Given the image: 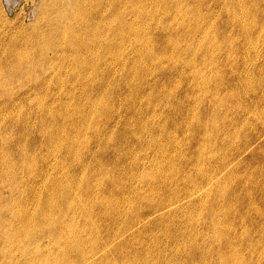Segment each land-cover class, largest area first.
Instances as JSON below:
<instances>
[{
    "label": "rangeland",
    "instance_id": "obj_1",
    "mask_svg": "<svg viewBox=\"0 0 264 264\" xmlns=\"http://www.w3.org/2000/svg\"><path fill=\"white\" fill-rule=\"evenodd\" d=\"M49 1L0 0V178L11 159L32 211L73 183L81 230L17 240L0 203V264H264V0Z\"/></svg>",
    "mask_w": 264,
    "mask_h": 264
},
{
    "label": "bare ground",
    "instance_id": "obj_2",
    "mask_svg": "<svg viewBox=\"0 0 264 264\" xmlns=\"http://www.w3.org/2000/svg\"><path fill=\"white\" fill-rule=\"evenodd\" d=\"M85 0H66V2L64 1V0H50L49 1V3H48V13L49 14H52V12H53V14H56V17H60V18H65V13L66 12H68L69 10H72L73 8H75V9H79L78 11L80 12V13H82V14H85V11H86V8H87V6H85L84 4H85V2H84ZM89 1V0H88ZM87 1V2H88ZM92 1V0H91ZM131 1V0H130ZM129 1V2H130ZM97 2V1H96ZM105 2V1H104ZM65 3V4H64ZM88 3H90V2H88ZM104 4V3H103ZM99 5V4H98ZM92 6H93V4H92ZM91 9V8H90ZM95 9H97V5H96V8ZM102 9V8H101ZM92 10V9H91ZM104 10H106V9H104ZM70 12V11H69ZM101 13V12H100ZM82 16V15H81ZM87 21V20H86ZM89 22V21H88ZM83 28V27H82ZM81 28V29H82ZM88 28V27H87ZM106 28V27H105ZM104 29V28H103ZM77 33V32H76ZM96 33V32H95ZM98 33V32H97ZM104 33V32H103ZM8 35H10V34H8ZM92 35V34H91ZM11 38H13V36H11ZM36 38H37V35H33V38L29 41V43H26V45H31V44H33V42L36 40ZM9 39V38H8ZM75 40V39H74ZM81 40V39H80ZM10 42L8 43V50L10 51V54L15 58H22V57H24L25 56V54L28 52V51H31L32 50V47L31 46H26L27 47V49L25 50V51H23L22 50V48H20V46L19 45H17L14 41H13V39H10L9 40ZM47 42V44H49V47L51 46L52 47V45H54V43H52V42H48V41H46ZM71 42V41H70ZM80 42H82V41H80ZM79 42V43H80ZM2 43H4V42H1V38H0V46H2ZM86 43V42H85ZM89 43V42H88ZM92 43V42H91ZM76 44V43H75ZM74 44V45H75ZM4 45H6V43L4 44ZM70 45L72 46L73 44L72 43H70ZM79 46V45H78ZM87 46V45H86ZM88 46H89V44H88ZM69 47V46H68ZM16 48H20V49H16ZM54 48V47H53ZM82 48V47H81ZM86 48V47H85ZM95 48V47H94ZM111 48V47H110ZM68 49V48H67ZM109 49V48H108ZM38 48L36 47V50L34 51V50H32L34 53V58L35 59H38L39 61H41L42 60V56L40 55V53L38 52ZM56 50V49H55ZM61 50H63L62 48H61ZM66 50V49H65ZM57 51H59L60 53L61 52H63V51H60V50H57ZM78 51V50H77ZM55 53H56V56L58 57V56H60V55H62V54H58V52H56V51H54ZM53 52V53H54ZM65 52V51H64ZM63 52V53H64ZM66 52H67V50H66ZM71 52V51H70ZM84 52V51H83ZM2 53H3V51H2ZM68 53V52H67ZM67 53H66V56H67ZM79 53V52H78ZM1 54V53H0ZM70 55H71V53H69ZM9 55V54H8ZM81 55H83V54H81ZM65 56V55H64ZM66 56H65V58H66ZM9 57H10V55H9ZM10 59V58H9ZM67 59V58H66ZM70 59V58H69ZM68 59V60H69ZM87 60H88V58H87ZM59 62H60V60H59ZM71 62V61H70ZM85 62V61H84ZM88 62H89V60H88ZM44 63V62H43ZM43 63H41V65H40V68H43V67H41V66H46L47 64H43ZM82 63H83V61H82ZM7 64H9V63H3V64H0V86H2L3 87V85H5V84H3V81H4V76H5V74H4V72L6 71V69L7 70H9L8 72H10V73H16L17 71H18V68H19V64L18 63H14V64H12V63H10V68L7 66ZM67 66L68 65H70V64H66ZM49 66V65H48ZM60 67V66H59ZM75 67V66H74ZM55 68V67H54ZM89 68H91V67H89ZM50 69H52L53 70V68H51L50 67ZM62 69V68H61ZM58 70V69H57ZM57 70H56V72H57ZM76 70H77V68H76ZM44 71H45V68H44ZM8 72H6V73H8ZM46 72V71H45ZM47 72H50L49 70L47 71ZM46 72V73H47ZM52 72V71H51ZM53 72H54V70H53ZM62 72V71H61ZM96 72V71H95ZM45 73V74H46ZM4 74V75H3ZM12 74H10V75H12ZM44 74V73H43ZM51 74H53V73H51ZM63 74V73H62ZM9 75V74H8ZM14 75V74H13ZM48 75H49V73H48ZM58 76H60V75H58ZM64 76V75H63ZM6 77H7V74H6ZM3 78V79H2ZM43 78V77H42ZM44 78H45V75H44ZM43 78V79H44ZM48 78V77H47ZM52 78V77H51ZM59 78V77H58ZM68 78V77H67ZM9 79L11 80V77H9ZM9 79L7 80V83L9 82ZM65 79V78H64ZM75 79V78H74ZM6 80V79H5ZM45 80V79H44ZM60 80V79H59ZM82 80V79H81ZM69 81V80H68ZM73 81V80H72ZM6 82V81H5ZM86 82V81H85ZM11 83V82H10ZM41 83V82H40ZM47 83H48V81H47ZM63 83H64V81H63ZM66 83V82H65ZM67 84H69V83H67ZM72 84V83H71ZM92 84V83H91ZM70 85V84H69ZM81 85V84H80ZM8 86V85H7ZM24 86V85H23ZM91 86V85H90ZM108 86V85H107ZM42 87H43V85H42ZM61 87H62V84H61ZM75 87V86H74ZM105 87V86H104ZM19 88V87H18ZM22 88V90H24L23 89V87H21ZM21 88H19V89H21ZM43 88H45V87H43ZM1 89V88H0ZM16 90H18L17 89V87L15 88ZM28 88H26V90H27ZM7 90V89H6ZM9 90V89H8ZM12 89H10L9 91H11ZM16 90H15V92H16ZM89 90H90V88H89ZM103 90H104V88H103ZM3 91V90H2ZM9 91H8V93H9ZM13 91V90H12ZM11 91V94L10 95H13V92ZM21 91V90H20ZM73 91H74V88H73ZM105 91V90H104ZM4 92H5V90H4ZM18 92V91H17ZM21 93V92H20ZM26 93V92H25ZM24 93V94H25ZM9 95V96H10ZM19 95V94H18ZM8 96V95H7ZM15 96H17V95H15ZM13 97V96H12ZM93 98V97H92ZM100 98H101V96H100ZM107 98V97H106ZM106 98H105V100H106ZM109 98V97H108ZM104 99V98H103ZM102 99V100H103ZM41 100V99H40ZM91 100V99H90ZM93 100H94V98H93ZM5 101V100H4ZM44 101V100H43ZM65 101H67V100H65ZM64 101V102H65ZM3 102V101H2ZM1 102V103H2ZM16 102V101H15ZM34 102H36V101H34ZM42 102V101H41ZM63 102V101H62ZM92 103V102H91ZM96 103H98L97 102V100H96ZM106 103H107V101H106ZM4 104H6V103H4ZM38 104V103H37ZM39 104H41V103H39ZM48 104V103H47ZM88 104V103H87ZM86 104V105H87ZM90 104V103H89ZM36 104H34V106H35ZM65 105H66V102H65ZM84 105H85V103H84ZM18 106V105H17ZM44 105H43V102H42V105H40V107H43ZM47 106L48 105H45V109H47ZM102 106H103V104H102ZM37 107H38V105H37ZM88 107H90V106H88ZM97 107V106H96ZM105 107V106H104ZM39 108V107H38ZM37 108V109H38ZM49 108V107H48ZM68 108V107H67ZM94 108V107H93ZM90 110V109H89ZM92 110L93 109H91L90 111L92 112ZM27 111H29V110H27ZM50 111V110H49ZM57 111V110H56ZM65 110H64V106H63V112H64ZM75 111V110H74ZM60 112V111H59ZM76 112V111H75ZM106 112V111H105ZM41 113V112H40ZM68 113V112H67ZM104 113V112H103ZM107 114V113H106ZM26 115V114H25ZM74 115V114H73ZM91 115H93L92 113H91ZM65 116H66V114H65ZM86 116H88V115H86ZM26 117V116H25ZM59 117V116H58ZM74 117H75V115H74ZM84 117V116H83ZM82 117V118H83ZM13 118V117H12ZM62 118V117H61ZM71 118V117H70ZM89 118V117H88ZM76 119V118H75ZM62 120H63V118H62ZM65 120H67V119H65ZM83 120V119H82ZM85 120V119H84ZM69 122V121H68ZM94 122V121H93ZM92 122V125L93 124H96L95 122L93 123ZM49 123H50V121H49ZM87 123V122H86ZM64 126H65V124H63ZM62 125V126H63ZM91 125V124H90ZM49 126H51L50 124H49ZM55 126V125H54ZM75 126V125H74ZM73 126V127H74ZM84 128V127H83ZM46 129V128H45ZM48 129V128H47ZM50 129V128H49ZM56 129V128H55ZM62 129V128H61ZM80 129V128H79ZM39 130H40V128H39ZM42 130V129H41ZM82 129H80V131H81ZM44 131H46V130H44ZM60 131H62V130H60ZM39 132V131H38ZM47 132V131H46ZM72 132H73V130H72ZM71 132V133H72ZM21 134V133H20ZM45 134V133H44ZM40 135V134H39ZM78 135V134H77ZM48 136H49V133H48ZM41 137H43V135L41 136ZM68 137V136H67ZM25 138H26V136H25ZM72 138H73V136H72ZM46 139H47V137H46ZM49 139V138H48ZM61 139V138H60ZM59 139V140H60ZM51 140V139H50ZM76 140V139H75ZM57 141V140H56ZM62 141V140H61ZM43 142H45V141H43ZM60 142V141H59ZM72 142V141H71ZM54 144V143H53ZM50 145V144H49ZM59 145L61 146V144L59 143ZM42 146V145H41ZM45 146V145H44ZM55 147V146H54ZM57 147V146H56ZM42 148V147H41ZM48 148H49V146H48ZM61 148V147H60ZM77 148V147H76ZM40 150V149H39ZM51 151V150H50ZM53 151H54V149H53ZM52 151V152H53ZM56 151V150H55ZM65 152H67V150H65ZM79 152V151H78ZM6 153V152H5ZM25 154V153H24ZM23 154V155H24ZM27 155V154H26ZM42 155V154H41ZM41 155H38V156H41ZM51 155V154H50ZM49 155V156H50ZM29 156V155H28ZM46 156V155H45ZM41 157H43V156H41ZM77 157V156H76ZM4 158V157H3ZM8 159H9V157H8ZM25 159V158H24ZM23 159V160H24ZM41 159V158H40ZM33 160H34V158H33ZM3 161V160H2ZM5 162H4V168L2 169L3 171H1L2 173H3V175H2V179L0 180V203H3V204H5V205H7L8 206V211H9V219H11V222L10 223H8V227H10V228H12L13 226L15 227L14 229L16 230V232L15 233H12V237L14 238V239H17V240H19L20 238H22L20 235H19V232H27V231H29V229H30V227L31 226H33L34 224H54V226H53V232H57V236L58 237H64V236H68L70 239H75V238H77L78 237V234H79V231L81 230L80 229V226L79 225H77L78 223H76V222H73V221H70L69 222V224L65 227L62 223H61V218L63 217V216H66V215H68L69 213H73L74 212V204H73V202H71V201H69V199H68V193H70L71 191L73 192L74 190H73V188H74V186L72 185L73 183H69V182H67V183H64L62 186H60L61 188V193H63L62 194V196H59L58 198L56 197V198H54L51 194H50V192H48V191H50L49 189L50 188H47V191H46V193L44 194V198H43V203H41L39 206H38V208H37V210H31L30 209V206L29 205H31L29 202H27V200H25L26 198H25V196H26V193H24V191H23V189H22V185L20 186V181L18 180V173H19V171L17 170V169H15L14 167H10L9 165H12L11 163L9 164L8 162H11V159L9 160V161H7V160H4ZM18 161V160H17ZM25 161H28L27 160V158H26V160ZM78 161H80V160H78ZM32 162V161H31ZM3 163V162H2ZM18 163V162H17ZM16 163V164H17ZM20 163V162H19ZM18 163V164H19ZM36 163V162H35ZM26 164V163H25ZM24 164V166L26 167V165ZM28 164V163H27ZM78 164H79V162H78ZM2 165V166H3ZM22 166V165H21ZM30 166V165H29ZM28 166V167H29ZM81 166V165H80ZM18 167H19V165H18ZM24 167V168H25ZM82 167V166H81ZM1 168V167H0ZM23 168V169H24ZM31 168V167H30ZM26 169V168H25ZM82 169V168H81ZM80 169V167H79V170H81ZM84 169V168H83ZM21 170H22V168H21ZM30 172V170H28V173ZM24 173H25V171H24ZM34 173H35V171H34ZM24 176V175H23ZM35 176V175H34ZM21 177H22V175H21ZM31 177V176H30ZM42 178H44L43 176H42ZM28 179V178H27ZM35 178H33V180H34ZM39 179V178H38ZM66 179V178H65ZM68 179V178H67ZM21 180V179H20ZM26 179H24V181H25ZM37 180V179H36ZM43 180V179H42ZM78 180V179H77ZM76 181V180H75ZM27 182V181H26ZM57 182V181H56ZM62 182V181H61ZM61 182H59L60 183V185H61ZM22 183V182H21ZM58 183V184H59ZM74 184H75V182H74ZM80 184V183H79ZM25 185H26V183H25ZM46 185V184H45ZM76 185V184H75ZM5 186H7L8 188H9V193H8V195H6L4 192H3V188L5 187ZM56 186H57V184H56ZM45 187V186H44ZM23 188H24V186H23ZM59 188V187H58ZM58 188H57V190H58ZM33 189V188H32ZM59 189V190H60ZM78 189V188H77ZM30 190V189H29ZM32 191V190H31ZM45 192V191H44ZM41 197V196H40ZM22 200L24 201V202H22ZM6 229L7 228H4V225L1 227V230H2V232H5L6 231ZM11 229H7V231L9 232ZM7 232V233H8ZM12 232H13V230H12ZM1 245H2V242L0 241V247H1ZM66 248V247H65Z\"/></svg>",
    "mask_w": 264,
    "mask_h": 264
}]
</instances>
